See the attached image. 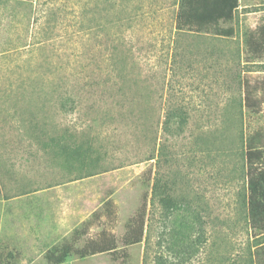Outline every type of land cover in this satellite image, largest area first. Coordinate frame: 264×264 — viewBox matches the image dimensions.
<instances>
[{
  "label": "rangeland",
  "instance_id": "rangeland-1",
  "mask_svg": "<svg viewBox=\"0 0 264 264\" xmlns=\"http://www.w3.org/2000/svg\"><path fill=\"white\" fill-rule=\"evenodd\" d=\"M239 1L221 22L233 34L218 36L178 30L179 0H0V264H52L46 252L80 231L78 246L104 229L121 237L143 206L151 246L62 264H155L159 174L207 209V243L187 264H247L238 148L242 131L264 155V53L248 51L264 0ZM173 109L182 134L164 129ZM86 137L106 170L79 178L65 151Z\"/></svg>",
  "mask_w": 264,
  "mask_h": 264
},
{
  "label": "trees",
  "instance_id": "trees-1",
  "mask_svg": "<svg viewBox=\"0 0 264 264\" xmlns=\"http://www.w3.org/2000/svg\"><path fill=\"white\" fill-rule=\"evenodd\" d=\"M239 6V0H179L176 26L178 30L209 31L218 36H229L233 34V29L223 27L221 22L233 20ZM259 34L258 40L253 39L252 36L248 37V51L254 55L264 53V27ZM250 100L248 92L246 104ZM186 119L183 110H170L164 123L165 131L169 134L184 133ZM176 120L178 124L173 125L172 123ZM243 134L241 131L238 148L243 158L242 173L245 176L243 191H241L243 205L241 207L251 232L256 235V242L252 245V251L246 261L247 264H264V238H260L264 236V155L253 143V139L245 138ZM95 141L92 137H86L77 147L69 148L68 152L65 151L68 162L79 161L80 172H82L79 178L89 177L106 170L101 163L104 154L99 151ZM164 155L167 158V152H164ZM68 167H73V164H69ZM145 204L147 206V203ZM149 205L152 213L155 211L158 213L161 222V230L154 242L157 248L154 254L155 264L190 262L202 251L208 240L207 209L201 204L189 201L183 194L176 196L169 181L160 174L155 177L152 184ZM148 210L143 206L132 216L121 237L104 229L96 238H87L83 245L78 246L84 233L80 231L76 233L72 241L50 248L46 252V258L52 264H62L74 255L85 258L99 253H111L114 260L126 262L129 258L127 246L142 241H146L148 247L151 246Z\"/></svg>",
  "mask_w": 264,
  "mask_h": 264
}]
</instances>
